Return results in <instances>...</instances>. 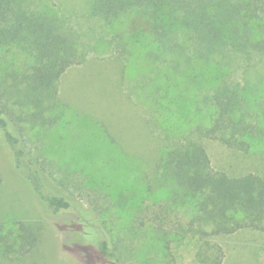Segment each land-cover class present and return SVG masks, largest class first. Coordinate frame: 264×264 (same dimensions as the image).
Returning a JSON list of instances; mask_svg holds the SVG:
<instances>
[{"label":"rangeland","instance_id":"374dc122","mask_svg":"<svg viewBox=\"0 0 264 264\" xmlns=\"http://www.w3.org/2000/svg\"><path fill=\"white\" fill-rule=\"evenodd\" d=\"M93 1L29 0L31 8L58 20L80 52H88L59 79L58 123L13 121L10 126L40 162L46 188L66 196L72 207L59 212L45 207L0 141V264H172V258L174 264H201L195 257L197 237L173 242L172 255L159 238L160 224L173 217L185 220L189 208L171 203L170 184L156 161L168 149L167 138L211 121L204 95L225 78L244 84L243 68L226 67L222 76L215 63L176 71L154 59L160 47L143 12L128 10L107 23L90 15ZM160 14L169 20L172 11L164 5ZM32 58L20 46L0 44V76ZM253 66L247 72L252 88H259L257 98L264 96L258 79L264 65ZM257 120L264 127V116ZM201 140L215 168L231 175L264 172V129L249 152ZM164 207L171 219L161 218ZM22 222L38 237L25 255L17 251ZM102 240L117 256L101 255ZM217 241L225 249L223 264H264V232L243 229Z\"/></svg>","mask_w":264,"mask_h":264},{"label":"trees","instance_id":"16d2710c","mask_svg":"<svg viewBox=\"0 0 264 264\" xmlns=\"http://www.w3.org/2000/svg\"><path fill=\"white\" fill-rule=\"evenodd\" d=\"M164 5L172 11L169 20L160 14ZM128 10L143 12L152 22L160 47L154 54L156 61L176 71L190 64L215 63L221 76L226 67L237 64L243 68L244 84L241 79L225 78L204 95V103L214 114L211 121L198 123L181 137L167 138L168 149L156 161L157 170L170 184L171 203L189 208V216L183 220L171 219L169 208L164 207L161 218L172 220L171 225L159 227L165 249L172 255L173 242L197 237L196 260L223 264L226 254L218 237L243 229L264 232V172L231 175L215 168L201 138L249 152L264 129L257 120L264 116V96L255 98L259 88H252L247 72L253 65H264V0H94L89 12L110 23ZM0 44L20 46L33 56L28 65L8 69L0 76V141L5 140L17 169L32 183L45 207L53 212L71 209L66 196L46 188L48 180L40 162L10 126L13 121L41 127L58 123L63 106L59 79L67 68L83 63L88 52H80L74 37L58 20L31 8L29 0H0ZM258 79L264 84V77ZM14 107L22 111L18 114ZM21 224L17 251L25 255L38 237L26 223ZM108 247V241L102 240L101 255L117 256ZM172 261L174 264V258Z\"/></svg>","mask_w":264,"mask_h":264}]
</instances>
